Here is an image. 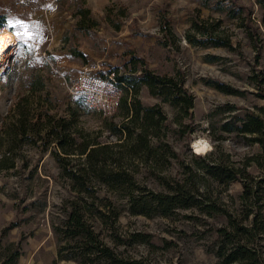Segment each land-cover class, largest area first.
<instances>
[{
	"label": "rangeland",
	"instance_id": "obj_1",
	"mask_svg": "<svg viewBox=\"0 0 264 264\" xmlns=\"http://www.w3.org/2000/svg\"><path fill=\"white\" fill-rule=\"evenodd\" d=\"M0 20L16 40L0 72V264H224L239 242L264 264V151L239 130L264 106V0H0ZM84 70L131 75L139 90L120 86L121 101L161 110L152 151L113 132L122 105L88 108L59 72ZM143 71L173 79L168 95ZM182 80L189 112L173 103ZM86 145L106 148L89 162ZM215 164L236 179L208 174ZM162 194L178 204L157 205ZM72 210L89 238L65 230Z\"/></svg>",
	"mask_w": 264,
	"mask_h": 264
},
{
	"label": "trees",
	"instance_id": "obj_2",
	"mask_svg": "<svg viewBox=\"0 0 264 264\" xmlns=\"http://www.w3.org/2000/svg\"><path fill=\"white\" fill-rule=\"evenodd\" d=\"M3 20H0V25H3ZM113 72V71H111ZM116 82L119 83V86H124L126 89L131 90L134 89V92L137 93L139 90V86H136L133 77L131 75L123 74L118 75V71L116 72L115 76ZM143 82L153 94H160V95H168V92L165 90H169V87L171 84H175L174 80L168 77H161L157 76L149 71H143L141 75L139 76L138 82ZM160 88L161 90L159 93L156 92V89ZM260 97L264 99V93L260 94ZM173 103L178 105L181 109H184L186 112H189L190 109L194 107V99L192 95H189L188 91L184 88V81L182 80L180 82V86L176 89V93L172 94ZM121 105L123 109H125L126 119L128 123L123 124L121 126V129H118L117 127H113V132L122 134L124 132H127V139L130 141H133L132 148H134V152H140L142 151H152V148L150 146L151 144V138L154 136H158L156 130L157 128H160L162 120H163V114L160 109L155 108H148L143 107L140 101L137 99L134 100V102L128 106V103L126 100L121 101ZM260 113L257 115H251V117L242 120V125L239 130H241L243 133H250V134H257V137L255 139L256 142L260 143L261 149L264 151V106L259 109ZM63 124L66 122L65 119H62L61 121ZM138 123L139 126L136 127L133 131L130 130L129 124L131 123ZM23 133H28L26 130H23ZM94 145H98V143H94ZM91 146V144H90ZM89 146H85L80 150L81 154H86L88 156V161L91 162L92 156L94 153H97L100 150L105 149L104 146H98V147H92L88 151ZM67 152V151H66ZM65 152V153H66ZM70 154V153H66ZM206 170L208 174H213L217 179H220L223 181V178L230 180H235L236 175L234 170H228L222 168L220 164L215 165H206ZM125 174L124 171H119V174L116 176L114 180L117 182H124V179L121 175ZM69 175L72 178H75L77 176L73 172H69ZM78 179V178H76ZM264 181V180H262ZM104 182L109 183L110 180H104ZM261 181H259L260 183ZM246 195H249L248 193ZM180 194H162L154 196L153 200L157 205L159 206H170L171 208H174L178 203H176L177 198H179ZM185 197V196H183ZM187 199V198H186ZM188 202V201H186ZM194 202L186 203L184 206L189 207L192 206ZM134 213H138V211H134ZM164 214H167L166 211H164ZM72 226L75 227H82L83 229H79L78 231H74L71 236L73 238L77 236H84L86 238H89L91 236V233L87 232L85 229V220L84 217L78 213L76 210H72L69 214L68 221L66 223V229H70ZM245 236L249 235V232L254 230L249 228H244ZM98 252H102L103 249L95 248ZM230 250V251H228ZM251 248H249L248 243L240 244L238 243L237 247L226 249L221 251L219 256H223V263L224 264H258V259H252ZM17 254L15 257H12L9 260H6V262H9L10 264H15ZM112 259V264H146V262L143 259H130V258H119L118 256L110 255Z\"/></svg>",
	"mask_w": 264,
	"mask_h": 264
},
{
	"label": "built area",
	"instance_id": "obj_3",
	"mask_svg": "<svg viewBox=\"0 0 264 264\" xmlns=\"http://www.w3.org/2000/svg\"><path fill=\"white\" fill-rule=\"evenodd\" d=\"M59 72L73 94H79L88 108L103 112L105 115H112L120 108L121 89L112 75L103 78L87 70L74 73Z\"/></svg>",
	"mask_w": 264,
	"mask_h": 264
},
{
	"label": "bare ground",
	"instance_id": "obj_4",
	"mask_svg": "<svg viewBox=\"0 0 264 264\" xmlns=\"http://www.w3.org/2000/svg\"><path fill=\"white\" fill-rule=\"evenodd\" d=\"M15 49L16 40L12 32L7 27L0 28V72L1 65ZM208 146V141L202 138L193 142V148L195 149L196 153H205L208 149Z\"/></svg>",
	"mask_w": 264,
	"mask_h": 264
},
{
	"label": "crops",
	"instance_id": "obj_5",
	"mask_svg": "<svg viewBox=\"0 0 264 264\" xmlns=\"http://www.w3.org/2000/svg\"><path fill=\"white\" fill-rule=\"evenodd\" d=\"M12 31V30H11Z\"/></svg>",
	"mask_w": 264,
	"mask_h": 264
}]
</instances>
